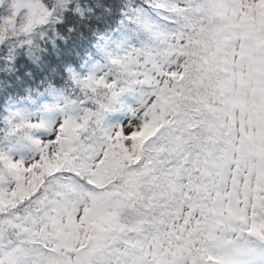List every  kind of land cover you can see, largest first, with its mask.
Listing matches in <instances>:
<instances>
[{"label":"snow or ice","instance_id":"obj_1","mask_svg":"<svg viewBox=\"0 0 264 264\" xmlns=\"http://www.w3.org/2000/svg\"><path fill=\"white\" fill-rule=\"evenodd\" d=\"M0 9V264H264V0Z\"/></svg>","mask_w":264,"mask_h":264},{"label":"trees","instance_id":"obj_2","mask_svg":"<svg viewBox=\"0 0 264 264\" xmlns=\"http://www.w3.org/2000/svg\"><path fill=\"white\" fill-rule=\"evenodd\" d=\"M5 14V10L4 9H0V15Z\"/></svg>","mask_w":264,"mask_h":264}]
</instances>
